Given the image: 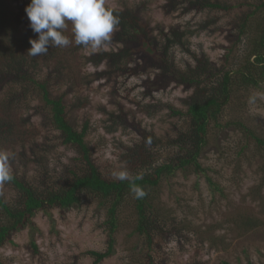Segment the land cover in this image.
<instances>
[{
    "label": "rangeland",
    "instance_id": "rangeland-1",
    "mask_svg": "<svg viewBox=\"0 0 264 264\" xmlns=\"http://www.w3.org/2000/svg\"><path fill=\"white\" fill-rule=\"evenodd\" d=\"M133 1L145 3L147 11L142 18L152 27L168 28L186 20L194 24L206 18L216 19L219 28L209 26L192 37L191 49L208 56L217 67L234 66L241 61L229 53L235 39L231 24L249 10L244 2L251 0H219L234 7L229 11L213 9L185 16L164 14L162 5L167 0H105V5L121 7ZM71 33L69 23L66 34ZM112 48L118 46L109 41L101 48L88 46L76 50L73 68L78 80L68 85L69 76L61 63L58 66L62 68L63 78L55 75L56 79H52V83L60 81L52 89L55 95H63L68 121L77 129L87 121L85 141L92 159L107 179H116L114 174L120 171L129 172L119 154L121 146L135 136L133 125L139 122L159 136H165L179 121L167 106L182 109L181 99L190 93L182 85L159 87L153 97L142 101H157L163 104V109L147 115L134 101L141 99V91L145 89L138 87V78L128 79L114 72L97 77L105 65L80 61L100 49ZM242 53L240 50L237 54ZM57 61L54 57L50 63ZM50 70L53 69H42L41 78ZM17 88L11 83L0 87V115L8 110L15 126L14 134L2 141L0 153L14 154L10 160L11 172L25 178L34 188L60 187L72 177V171L80 169L81 163L76 152L61 143L58 132L48 123L47 111L43 108L38 111L37 107L42 106L39 98L29 96L18 100L15 97L10 104L12 108L6 105L5 100L13 99ZM232 95L217 122L208 126L207 145L200 155L204 173L179 171L173 177L162 178L154 192L163 207L159 217L172 220H166L162 230L148 243L144 235L135 232L133 199L126 198L117 212L113 251L96 264H148L150 258L153 264H221L224 260L229 264H264V188L259 197L248 194L261 177L258 167L262 163V151L233 125L234 121H242L264 138V82L258 87L238 89ZM81 101L86 103L81 106ZM119 104L128 114L127 126L123 129L120 125L110 131L107 113L116 111ZM0 193L5 201L14 196L12 189L4 184L0 185ZM244 216L256 218L257 225L247 231L240 228L237 218ZM105 219V206L90 194H82L80 202L68 209L39 210L30 226L13 232L0 247V261L4 264H95L94 257L87 252H102L107 248L109 231L103 225ZM212 237L216 239L214 242H210Z\"/></svg>",
    "mask_w": 264,
    "mask_h": 264
},
{
    "label": "trees",
    "instance_id": "trees-1",
    "mask_svg": "<svg viewBox=\"0 0 264 264\" xmlns=\"http://www.w3.org/2000/svg\"><path fill=\"white\" fill-rule=\"evenodd\" d=\"M30 0H0V87L6 83L15 84L17 91L14 98L5 100L9 107L15 97L18 100L29 96L39 98L42 108L47 111L48 123L58 132L61 143L70 146L77 154L80 169L72 171V177L57 188H34L25 178L12 173V180L4 183L12 189L14 196L5 201L0 193V247L9 240L13 232L30 226L31 219L39 210L48 208L68 209L80 202L82 194L99 198L106 208L105 229L109 231L105 251L90 250L87 253L99 263L113 251V233L117 229V212L126 198H132L135 211V232L144 235L150 243L154 234L162 230V225L172 220L160 218L162 208L158 195L154 194L162 178H170L179 171L204 173L200 155L207 145L208 126L217 122L224 106L241 88L258 87L264 82V0L244 2L248 11L238 15L231 28L234 30V42L229 53L233 58H241L234 66L223 64L217 67L208 56L191 49V38L209 26H217L216 19H203L190 24L188 20L168 28L152 27L147 19L142 18L147 11L143 1L125 2L121 7L105 5L119 19V24L111 36L116 49H100L89 56L80 58L84 64L105 65L106 68L97 77L111 73H120L126 78H138L141 99H134L135 105L147 115H154L163 109L157 101L143 103L145 98L153 97L159 87L182 85L190 93L181 99L182 109L167 106L172 116L183 124H173L171 133L158 135L153 129L144 127L139 122L133 125V134L128 143L121 146L119 158L129 170V180L107 179L103 177L92 159L91 150L85 141L88 129L87 121L77 129L66 118L63 95H55L52 79L55 75L63 78L61 66L66 68V82L78 80L74 59L76 50L85 48L74 43L73 34L68 38L73 42L67 47H48V52L38 57L28 55L30 39H37L38 34L30 28L25 7ZM234 5L219 0H167L162 5L164 14L178 13L185 16L192 12L205 10L229 11ZM21 25V26H20ZM219 27L217 26L216 29ZM66 34V29L63 32ZM242 48V49H241ZM242 54L238 56V52ZM237 54V55H236ZM182 56H186L184 59ZM228 56V55H226ZM56 57L58 61L50 62ZM227 58V57H226ZM52 68L41 78L42 69ZM57 69L60 72H56ZM66 76V75H65ZM62 80V79H60ZM86 102L81 101V106ZM13 107V106H12ZM10 106V108H12ZM119 104L116 111L107 113L109 130L118 126H127V112ZM10 113L5 110L0 115V145L14 134ZM228 125V123H227ZM232 125V124H231ZM244 135L261 152L262 163L258 167L261 177L252 187L249 195L260 196L264 188V138L261 134L246 126L242 121H234ZM8 135V136H7ZM134 186L141 187L147 194L137 199L131 192ZM166 211V210H165ZM243 230L257 225V219L251 216L237 218ZM216 239L211 238L210 242ZM35 247V245H33ZM0 264H4L0 261ZM148 264H153L150 258ZM221 264H229L222 261Z\"/></svg>",
    "mask_w": 264,
    "mask_h": 264
},
{
    "label": "clouds",
    "instance_id": "clouds-1",
    "mask_svg": "<svg viewBox=\"0 0 264 264\" xmlns=\"http://www.w3.org/2000/svg\"><path fill=\"white\" fill-rule=\"evenodd\" d=\"M29 26L37 39H30L28 55L38 57L48 52V47H67L73 41L63 32L71 24L77 46L101 48L111 40L119 19L105 7V0H30L25 7ZM14 154L0 153V185L12 180L10 160ZM120 181L129 180L126 171L115 173ZM137 199L146 196L139 186L131 188Z\"/></svg>",
    "mask_w": 264,
    "mask_h": 264
}]
</instances>
